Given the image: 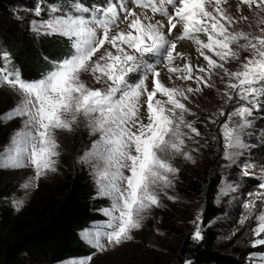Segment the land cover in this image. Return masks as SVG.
<instances>
[{"label": "snow or ice", "instance_id": "obj_1", "mask_svg": "<svg viewBox=\"0 0 264 264\" xmlns=\"http://www.w3.org/2000/svg\"><path fill=\"white\" fill-rule=\"evenodd\" d=\"M242 6L251 17L233 16L229 0H37L31 11L41 19L32 21L33 31L67 38L72 54L55 62L43 78L25 80L10 54L0 50V85L21 97L14 108L0 114V122L27 117L7 152L16 153L11 166L34 168L29 184L35 186L41 177L57 171V130L72 132L83 122L96 137L80 158L92 166L100 193L111 200V206L103 209L107 223L83 236L96 251L131 241L133 232L143 227L145 214L160 206L159 193L173 187L172 177L179 169L172 158L180 155L195 163L185 150L186 141L198 143L194 137L202 133L195 126L197 120L187 119L196 115L187 105L204 88L216 89L225 104L234 98L245 102L221 125L224 158L235 162L247 147L241 132L251 127L252 111L245 105L258 107L264 98V0H239L238 12ZM242 21L247 30L237 27ZM178 25L180 31L174 35ZM185 40L195 46L204 66L178 50ZM233 62H238L235 70L227 66ZM161 67L167 69L171 86L162 81ZM85 73L100 87L83 80ZM135 74L139 75L133 80ZM174 75L180 85L173 81ZM224 115L220 108L208 123L216 124L213 117ZM233 117L241 120L234 127ZM260 181L258 190L247 194L239 221L241 225L255 221L253 249L264 247V169ZM193 239H202L199 226ZM247 260L264 264V253L252 252ZM91 261L87 256L67 264Z\"/></svg>", "mask_w": 264, "mask_h": 264}, {"label": "rangeland", "instance_id": "obj_2", "mask_svg": "<svg viewBox=\"0 0 264 264\" xmlns=\"http://www.w3.org/2000/svg\"><path fill=\"white\" fill-rule=\"evenodd\" d=\"M33 1L35 2V0ZM34 2L30 1V4H27V6L13 9L14 15L29 23L31 28L33 20L39 21L41 19V17H36L31 11L36 5ZM238 3L239 0H229L230 13L236 17L241 14L251 17L252 13L247 6H242L241 11H237L236 5ZM43 18L47 17L44 16ZM157 18L159 19V17ZM237 27L247 30V22L242 21ZM179 31L180 26L178 25L177 29L174 30V35L178 34ZM0 50L7 51L1 45ZM178 50L190 56L194 64L201 66L206 64L203 58L199 57L195 46L190 41H180ZM146 59L153 58L146 57ZM177 63L182 64L183 61H178ZM237 64L238 62H233L227 66L235 70ZM160 71L162 81L166 85L171 86L168 80L169 74L167 73V69L161 67ZM138 75L135 74L132 79L135 80ZM82 79L94 87H100V85L95 84L89 74H83ZM214 79L216 80L217 88L222 90L223 84H221L219 78L215 77ZM150 81L151 77L149 78V83ZM173 81L176 85L182 83V81L175 79V75L173 76ZM188 83L191 84V81ZM192 86L195 87L194 84ZM159 98L162 100L166 99L164 97ZM20 99L19 94L7 85H0V104L5 110L2 114L14 108ZM192 99L194 102L187 106L196 115L188 116L187 119L197 120L195 126L202 133V136L194 137L198 143L193 142V140H187L185 150L191 152L195 158V163L184 159L180 155L172 158V163L179 171L172 177L173 187L159 193L160 206L152 207L145 214L143 227L133 232V239L131 241L115 247L109 246L106 251L98 252L86 242L83 236L86 232L102 228L107 223L109 218L104 215L102 209L101 213L104 215L105 220L91 224L89 228L81 233L85 245L94 251V255L91 256V264H93L94 257H97V259H111L112 262L110 264H176L175 254L179 252L184 241H199L193 239L197 226H199L202 236L204 231L202 220L205 210L204 188L202 186L199 192L192 190L182 181V173L190 175L194 180H197L198 184L203 178H215L219 180L217 207L220 212L218 218L213 222V226L218 232L220 247L233 243L234 247L246 251L247 257L252 252L264 253V247L255 249L250 247V241L254 238L251 234V229L255 227V221L249 220L244 225H241L239 222L240 217L244 214L242 204L247 200L248 193L258 190L257 186L261 182V171L264 169V98H261L258 107L245 105L251 108L252 111V115L249 117L251 127L241 132V138L247 147L241 150L242 154L236 158L235 162L224 158L225 148L224 138L221 134V125L228 121L229 114L236 107L245 102L234 98L232 102L225 104L224 99L220 97L216 89L209 88H204L203 94H197ZM220 108H223L225 115L218 118L213 117L217 119L216 124L208 123L209 116L217 113ZM142 116L146 118V111L142 110ZM26 119L27 117H17L6 123L0 122V125L10 126V131L5 133L4 137L0 139V178L4 184L10 183L11 187L15 189L6 202L16 211L23 209L40 183H51L60 176L61 156L68 154L78 167H84L88 171L91 180L96 186L97 196L106 199L109 202V206L107 207L109 208L111 200L100 193L99 181L92 166L80 162V158L86 151L90 150L92 142L96 139L95 136L89 134V130L83 122L72 132L56 131L55 135L60 145L57 171L55 173L49 172L46 176L41 177L35 186L29 184V181L35 176L32 166H11L12 159L16 153L12 151L9 154L7 150L13 145L17 133L23 130V122ZM240 123V117H233L230 126L234 127ZM193 149H197L198 151H192ZM249 164L253 166L249 167ZM205 170L207 171L205 173L207 177L202 175ZM26 184L29 186L25 187ZM182 187L187 189L188 192L182 193ZM169 196L174 197V199H168ZM21 201L23 202L22 206L18 207V202ZM260 207L261 205L258 202V211ZM233 233L235 234L233 235ZM70 260L58 264H67Z\"/></svg>", "mask_w": 264, "mask_h": 264}, {"label": "trees", "instance_id": "obj_3", "mask_svg": "<svg viewBox=\"0 0 264 264\" xmlns=\"http://www.w3.org/2000/svg\"><path fill=\"white\" fill-rule=\"evenodd\" d=\"M30 1L34 2L0 0V45L10 54L13 66L25 80H39L53 69L55 62L70 56L74 50L67 38L37 34L29 23L14 15V8L27 6ZM4 111L0 104V114ZM9 131L10 126L0 125V139ZM60 162V176L51 183H40L20 211L6 202L15 189L0 178V264H58L94 255L81 233L91 224L105 220L101 210L109 202L97 196L96 186L84 167H78L68 154L62 155ZM206 172L202 175L207 177ZM181 179L196 192L204 188V231L201 240L184 241L175 254L176 264H249L246 251L233 243L219 245L218 232L213 226L220 212L219 180L203 178L198 184L185 173ZM181 192L188 191L182 187ZM111 262V259H93V264Z\"/></svg>", "mask_w": 264, "mask_h": 264}]
</instances>
